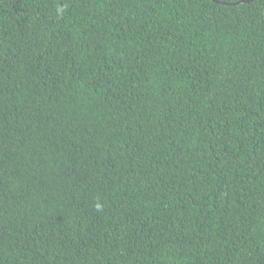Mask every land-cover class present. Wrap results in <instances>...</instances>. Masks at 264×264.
Wrapping results in <instances>:
<instances>
[{
  "label": "trees",
  "instance_id": "trees-1",
  "mask_svg": "<svg viewBox=\"0 0 264 264\" xmlns=\"http://www.w3.org/2000/svg\"><path fill=\"white\" fill-rule=\"evenodd\" d=\"M0 264H264V0H0Z\"/></svg>",
  "mask_w": 264,
  "mask_h": 264
},
{
  "label": "clouds",
  "instance_id": "clouds-1",
  "mask_svg": "<svg viewBox=\"0 0 264 264\" xmlns=\"http://www.w3.org/2000/svg\"><path fill=\"white\" fill-rule=\"evenodd\" d=\"M58 11H62V9L61 10H58ZM96 207H97V210H100V207L101 206L99 204H97Z\"/></svg>",
  "mask_w": 264,
  "mask_h": 264
},
{
  "label": "water",
  "instance_id": "water-1",
  "mask_svg": "<svg viewBox=\"0 0 264 264\" xmlns=\"http://www.w3.org/2000/svg\"><path fill=\"white\" fill-rule=\"evenodd\" d=\"M247 1H249V0H247Z\"/></svg>",
  "mask_w": 264,
  "mask_h": 264
}]
</instances>
